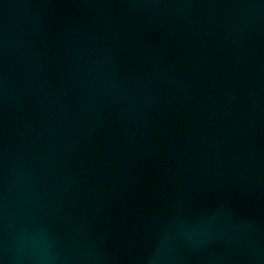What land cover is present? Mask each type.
<instances>
[{
    "label": "water",
    "instance_id": "water-1",
    "mask_svg": "<svg viewBox=\"0 0 264 264\" xmlns=\"http://www.w3.org/2000/svg\"><path fill=\"white\" fill-rule=\"evenodd\" d=\"M0 264H264V0H0Z\"/></svg>",
    "mask_w": 264,
    "mask_h": 264
}]
</instances>
